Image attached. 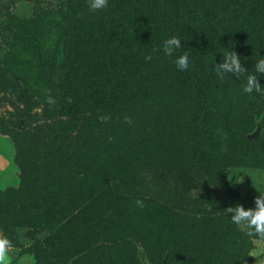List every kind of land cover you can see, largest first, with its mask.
<instances>
[{"label": "rangeland", "instance_id": "rangeland-1", "mask_svg": "<svg viewBox=\"0 0 264 264\" xmlns=\"http://www.w3.org/2000/svg\"><path fill=\"white\" fill-rule=\"evenodd\" d=\"M193 2H197V8L190 6ZM198 2L203 1H160L167 10H177L180 29L185 23L182 18L192 11L196 32L204 33L197 47L206 49L214 61L205 64L209 87L217 89L214 95L222 104L214 107L208 124L212 134L204 153L210 151L206 156L211 165L196 162L202 160L198 153L195 161L191 159L190 147L198 141L196 135H189L179 126L170 134L159 124L161 130L151 135L150 151L154 154L148 158L138 150L137 165L108 171L105 168L104 173L101 166H95L99 161L94 163L95 153L81 146L80 141L70 140L65 143L66 153L52 154L63 137L61 133L48 136L47 131L55 129L56 121H43L39 103L30 110L37 116V129L29 139L21 138L26 137L22 130L28 129L21 118L25 108L21 94H29L32 87L36 90L39 74H46L30 48L33 46L26 51L22 38L31 40L42 31L49 36L50 51L56 48L72 53L73 47L68 44L78 36L89 39L111 8L110 13H116L125 27L124 35L130 36L138 14L147 9V0H108L107 7L100 10H91L88 0H0V239L8 241L7 264H161L167 260L168 264H264V239L249 236L231 224V213H225L237 203L254 207L258 190L264 187V126L256 123L258 115L264 117V97L242 91L243 74H226L220 79L215 69L216 59L223 60L229 50L241 57L246 71L254 70L251 67L258 55L264 56V0H238L237 12L226 18L230 21L236 17L235 26L230 27L225 26L215 7L203 14ZM201 16L207 19L205 25L200 23L204 20ZM211 21L219 25L216 31L207 26ZM164 24L154 23L153 30L158 33L155 40L149 41L153 49L170 34ZM126 40L122 48L124 53L130 48L128 54L146 45L140 38L134 42L135 47ZM122 58L117 55L114 60ZM163 65L158 58L156 68ZM258 81L264 85V75L258 76ZM258 126L261 129L257 136L245 142L244 137ZM53 139L56 141H51L50 149L49 141ZM244 150L249 160L241 158ZM79 158L84 162L77 161ZM89 162L90 167L86 165ZM50 185L54 186L53 194L44 190ZM11 199L23 200V209L18 210L12 225L22 246H14L10 240L5 203ZM49 200L59 204L48 206L51 214L60 206L67 211L58 215L54 226L48 225L45 214L43 221L39 218ZM104 227L106 241L100 234ZM93 241L97 244L94 249L89 247ZM36 245L42 249L41 262L33 251H28ZM101 246H106V254H95ZM113 246L120 254L107 249Z\"/></svg>", "mask_w": 264, "mask_h": 264}, {"label": "trees", "instance_id": "trees-1", "mask_svg": "<svg viewBox=\"0 0 264 264\" xmlns=\"http://www.w3.org/2000/svg\"><path fill=\"white\" fill-rule=\"evenodd\" d=\"M160 1L147 0V9L138 14V21H134L136 27L130 36L124 35L126 30L122 21L120 22L116 13H110L112 8L109 9V12H106V19L100 21V26L93 28L89 39H81L78 36V40L68 44L73 47L72 53L65 54L64 50L59 51L55 47L50 51L47 47L49 36L43 34L42 31L28 41L23 37V46H27L26 51L30 48L33 50L39 67L44 68L46 74L42 71L39 74L40 80L36 90L32 87L29 94H21L25 106L21 118L28 123V129L22 130L26 137L21 136V138L29 139L37 129L34 120L37 116L30 110L39 103L42 106L43 121H56L55 129L47 131L48 136L53 135L54 137L61 133L63 137L62 144L52 151L53 155L61 154V151L66 153V142L80 141L81 146L95 153L92 156L94 163L99 160L95 166H101L104 173L105 168L106 171L116 168L128 169L138 164L136 155L138 150H142L148 158L154 154L150 151L152 150L150 141H153L151 135L157 134L158 130H161L159 124H163L161 126H164L170 134L179 126L180 130L187 131L189 135H196L198 141L196 140L190 147L191 159L195 161L198 153L202 160L196 162L211 165V161L208 160L209 156H206L210 151L204 153L208 149L207 141L212 134L208 124L214 107L217 108L222 104L220 98H215L214 94L217 89L209 87L210 80L205 64L214 61L208 56L206 49L201 50L197 47L204 33L196 32L197 28H194L196 17L192 16V11L187 17L184 15L185 19L182 18L183 21L185 20L184 28L180 29L178 27L180 16L178 17L177 10L174 7L167 10ZM202 1L206 4L198 2V7L203 14L215 7L220 14L227 15L225 18L221 15V20L226 21V27L235 26L236 17L230 21L227 19L237 12L238 0ZM191 4V7L197 8V2ZM201 17L204 20L200 19V23L205 25L207 19L204 16ZM160 22L165 23V27L169 28L167 35L169 33V36L178 35L182 39L183 48L177 51L189 53L188 69H178L173 57L164 55L160 50L162 43L155 44L154 49L149 44V41L155 40V34L158 33L157 30H153L154 23L159 24ZM212 22H208L207 26H210L212 31H216L219 25H213ZM209 33L211 36L214 35L212 32ZM135 38L144 40L146 47L142 49L135 47ZM123 39H127V43H133L135 47L133 54L127 53L130 49L128 47L124 53ZM160 53L161 57L158 55ZM117 55L123 57L118 62L114 60ZM146 56H151V59H145ZM158 58L164 61V71L163 67L159 70L156 68ZM216 60L219 63L221 57ZM217 80L218 78L214 79L215 82ZM222 82L223 80L220 81ZM49 98L54 102L50 103ZM214 100L215 103H213ZM165 109L169 110L165 111ZM161 111H164V115ZM102 117L104 119L101 120ZM52 123L50 122L48 127ZM73 130L76 131L74 135L71 134ZM56 139L49 141L50 149H52L51 141H56ZM248 140L245 136L244 141L248 142ZM171 151L172 148L168 150L169 153ZM241 153L242 159H250L246 150ZM167 156L171 155L167 153ZM84 159L79 158L77 161L84 162ZM255 160L256 158L253 159ZM86 165L90 167L91 162ZM50 174L56 181L52 172ZM53 187L50 185L44 190H48V194H53L55 192ZM111 195L112 193L109 194ZM65 196L71 197L69 194ZM55 202L56 200L53 202L49 200L44 205L47 209L39 214L41 221L44 219L43 214L48 216L50 221L48 225L53 223L52 226L59 214L67 212H64L63 206H60L54 209L55 213L51 214L48 206L51 205V208L54 205L59 206ZM5 206H7V216H9L7 223L10 228V240L14 246H22L14 236L12 225L18 210L23 209V200L11 199L9 203H5ZM93 220H96V224H100L99 219L93 217ZM100 234L105 236L106 241L105 227ZM77 237L80 238L79 235ZM94 241L89 245V247L93 246L92 249L97 245ZM110 248L114 249L116 254H120L117 246L107 247L108 250ZM28 251H33L41 262L43 257L41 246L29 247ZM100 251L106 254V246L97 248L95 254ZM168 263V260L165 263L161 262V264Z\"/></svg>", "mask_w": 264, "mask_h": 264}, {"label": "clouds", "instance_id": "clouds-1", "mask_svg": "<svg viewBox=\"0 0 264 264\" xmlns=\"http://www.w3.org/2000/svg\"><path fill=\"white\" fill-rule=\"evenodd\" d=\"M88 5L91 10L104 9L108 5V0H88ZM178 35H170L163 39L160 50L164 55L173 57L176 67L180 70H186L190 65V55L187 51L178 52L182 49L184 43ZM259 59L254 61L251 68L246 71L242 65L241 57L232 50L224 54L223 60L215 65L216 75L220 79H224L225 75L232 73L238 77L243 74L245 79L243 82L242 91L244 93H257L260 97H264V85L259 83L258 76L264 75V56L258 55ZM145 59H151V56H146ZM49 102L54 101L49 98ZM260 126L264 125V117L257 116L256 123ZM264 185V181H261ZM259 195L254 199V207H245L242 204H235L225 209V213H231L229 216L231 222L242 228L249 236L264 239V187L259 190ZM138 203H141L138 201ZM8 243L5 239H0V264H7L8 257L5 253V245Z\"/></svg>", "mask_w": 264, "mask_h": 264}, {"label": "water", "instance_id": "water-1", "mask_svg": "<svg viewBox=\"0 0 264 264\" xmlns=\"http://www.w3.org/2000/svg\"><path fill=\"white\" fill-rule=\"evenodd\" d=\"M258 132H259V126L255 129V131H254L253 133L248 134V135H247V138H248V139H252V138L256 137L257 134H258Z\"/></svg>", "mask_w": 264, "mask_h": 264}]
</instances>
